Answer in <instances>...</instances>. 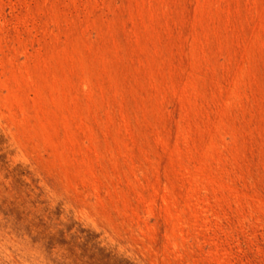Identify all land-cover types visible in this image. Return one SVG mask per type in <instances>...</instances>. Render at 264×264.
<instances>
[{"label": "rangeland", "instance_id": "obj_1", "mask_svg": "<svg viewBox=\"0 0 264 264\" xmlns=\"http://www.w3.org/2000/svg\"><path fill=\"white\" fill-rule=\"evenodd\" d=\"M0 264H264V0H0Z\"/></svg>", "mask_w": 264, "mask_h": 264}]
</instances>
